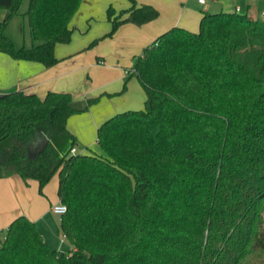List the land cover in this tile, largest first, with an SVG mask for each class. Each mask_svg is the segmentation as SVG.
Segmentation results:
<instances>
[{"label":"trees","instance_id":"trees-1","mask_svg":"<svg viewBox=\"0 0 264 264\" xmlns=\"http://www.w3.org/2000/svg\"><path fill=\"white\" fill-rule=\"evenodd\" d=\"M21 1L0 0V52L51 67L82 0H29L36 44L17 48L5 29ZM158 15L144 3L109 7V34ZM131 74L145 107L98 127L105 155L70 152L67 120L96 97L0 93V172L36 180L41 194L57 176L60 227L73 246L49 247L19 216L0 264H264V20L203 12L196 32L174 26L146 46Z\"/></svg>","mask_w":264,"mask_h":264},{"label":"crops","instance_id":"crops-1","mask_svg":"<svg viewBox=\"0 0 264 264\" xmlns=\"http://www.w3.org/2000/svg\"><path fill=\"white\" fill-rule=\"evenodd\" d=\"M97 5V0H82L71 21V26L74 30L77 29L76 23L80 20V17L81 19L85 15L92 17L96 12L94 9H97ZM207 5L208 3L204 6ZM202 9L207 11L206 7ZM178 11L179 8L175 9L174 12L176 14H166L161 21H157V18L143 24L140 32L143 35L148 33L152 36L162 31L165 32L175 25H181L185 29L195 31L197 29L196 23L200 21L203 11L198 12L182 8L180 15H177ZM247 11L254 13L256 17L260 16L257 0H249L246 3ZM134 28V24L132 23L122 24L119 26L117 34H121L122 36L123 34H127L125 37L131 38L128 32H134ZM82 45H85V42ZM78 47L63 48L58 44L55 49V54L59 60L56 64L48 68H45L41 63L35 61L15 60L9 57V55L0 52V93L19 90L27 94H36L39 97H44L48 91H56L68 92L75 100H82L88 96L92 97L88 94H83L85 91L79 92L73 90L81 80L82 73L89 69L90 73L94 70L96 75L98 73L108 76L110 72H113L114 68L106 67L104 64H100L98 60L94 62L89 52L83 57L81 54L83 50H80L81 48L79 49ZM95 53L98 54L99 52L95 51ZM102 66H105V69H99ZM125 79V75L117 73V77L113 80L109 78L99 84V89L110 96L112 93L119 91V85L121 83L123 84ZM112 84L115 85L112 88L113 90H107ZM114 108L116 109L115 104ZM117 113H120V110L115 112V114ZM94 115L95 113L91 112V124L96 127L103 118L97 121L94 119ZM69 118L67 120V128L75 136V147L77 151L87 152L89 150L88 145L92 144L93 141L86 142L84 137H81L77 131L71 128L69 126ZM72 131L76 132L78 137ZM58 202L57 191L56 193H50L48 189L43 188V194H41L38 191V183L36 180L28 179L25 181L19 174L13 173L5 175L0 172V243L2 242L1 239H4L10 223L19 216H25L36 225L37 230L49 247H60L57 241L61 230L60 216L51 210V206ZM62 237L61 242H63V239H66V242L70 244V250H72L73 246L63 233Z\"/></svg>","mask_w":264,"mask_h":264},{"label":"rangeland","instance_id":"rangeland-1","mask_svg":"<svg viewBox=\"0 0 264 264\" xmlns=\"http://www.w3.org/2000/svg\"><path fill=\"white\" fill-rule=\"evenodd\" d=\"M248 1L249 0L210 1L208 2L207 7L199 5L197 3V0H97V9H94L96 12L92 15V17H89V15H85L83 19H81L80 17V20H78V22L76 23L77 29L72 33L70 42L59 45L63 48L79 46L78 48H81L80 50H83V52H81L83 57H85L86 53L89 52L93 57L94 62H97L98 60L100 64L102 63L106 67H112L114 68V70L113 72H108V76L103 74L102 76L98 73L96 75V72L94 70L92 71V73H90L89 69L85 70L82 73L81 80L77 83L73 90L79 92L85 91V93L83 94H88L92 97H96L97 100L89 107L87 111L70 116L69 126L77 131L81 137H84V140L86 142L93 141L92 144L88 145L90 151L105 155L104 150L99 145L97 140L98 127L106 119L113 116L118 110H120V112L129 109L141 110L145 107V92L137 77L131 74L132 67L135 57L140 55L142 50L146 46L151 44L160 34H162L163 31L152 36L148 33H145L146 35H143L140 32L142 30V25L134 24L135 31L128 32V35L131 38H126L125 36L127 34H123V36L121 34H117V30L119 27L111 35L109 34V32L112 29V25L107 18V9L109 7L113 8L115 12L118 13L123 9L129 8L133 4V2L137 5L143 3L150 4L158 10L159 15L157 17L158 19H156L157 21H161L162 19H164L166 14H176L174 11L178 8L179 11L177 12V15H180L182 8L198 12L202 10L204 13L233 12V6L235 3L241 6V11L238 13L243 14L246 12V3H248ZM28 3L29 0L21 1L17 14L12 17L5 29V35L13 40L17 48L21 46L30 47L33 44H36V42L30 35L28 20L25 16V12L28 8ZM257 3L260 9V13H263L264 0H257ZM203 7H206L207 11H204L202 9ZM4 13V10H0V18L3 17ZM259 18L261 17L259 16ZM261 19L264 20V18ZM198 23L199 21H197L196 23L197 29L195 30V32L199 28ZM175 26L182 27L181 25ZM94 41L95 43H93ZM84 42L85 45H82ZM95 51H98L99 53L96 54ZM105 66H102L99 69H105ZM117 73L125 76L127 75V73H129L131 74V76L129 79H125L127 80L126 89L121 94L118 93L123 87L122 83L119 85V91L112 93V95L109 96L106 92L99 89V84L103 83L104 80H107L109 78L110 80H113L115 77H117ZM114 86L115 85L112 84L111 86H109V88H107V90L114 88ZM114 104L116 105V109L114 108ZM91 112L95 113V120L99 121L100 118H103L101 119V121H99L96 127L91 124ZM72 132L76 135V137H78L76 132ZM68 147L69 145L66 147V149ZM44 188L48 189L50 193H56V176H53L44 186ZM62 238L63 237L60 230L57 240L60 244V247L51 248H55L62 252H68L71 249L70 244L66 242V239H63V242H61ZM2 240L3 239H1V241Z\"/></svg>","mask_w":264,"mask_h":264},{"label":"built area","instance_id":"built-area-1","mask_svg":"<svg viewBox=\"0 0 264 264\" xmlns=\"http://www.w3.org/2000/svg\"><path fill=\"white\" fill-rule=\"evenodd\" d=\"M210 1H218V0H197V3L199 5H201V6H204V5H206ZM233 8H234V11L233 12L238 13V12L241 11V6L239 4H235ZM259 15H260L261 18H264V12L263 13H259ZM70 152L71 153H77L78 151H77L76 147H72L70 149ZM51 210L54 213H56L57 215L61 216L62 214H64L67 211V207H66L65 204H63V203H61L59 201L58 203H56V204H54V205L51 206ZM263 216H264V214H263Z\"/></svg>","mask_w":264,"mask_h":264}]
</instances>
